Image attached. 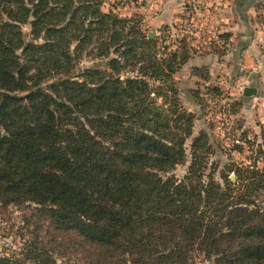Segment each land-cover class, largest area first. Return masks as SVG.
Listing matches in <instances>:
<instances>
[{
    "label": "trees",
    "instance_id": "1",
    "mask_svg": "<svg viewBox=\"0 0 264 264\" xmlns=\"http://www.w3.org/2000/svg\"><path fill=\"white\" fill-rule=\"evenodd\" d=\"M178 50L101 0H0V203L38 234L0 264H264V144L216 179L202 132L173 175L195 119Z\"/></svg>",
    "mask_w": 264,
    "mask_h": 264
},
{
    "label": "rangeland",
    "instance_id": "2",
    "mask_svg": "<svg viewBox=\"0 0 264 264\" xmlns=\"http://www.w3.org/2000/svg\"><path fill=\"white\" fill-rule=\"evenodd\" d=\"M101 10L138 21L160 52H180L186 44L189 59L174 81L179 106L195 119L186 162L173 175H185L192 140L202 132L209 136L207 162L217 166L216 179L226 165H249L251 151L264 144V0H101ZM99 65L85 56L78 69ZM246 87L257 94L245 97ZM229 178L235 182L234 174ZM33 215V205L0 203V254L38 235Z\"/></svg>",
    "mask_w": 264,
    "mask_h": 264
},
{
    "label": "water",
    "instance_id": "3",
    "mask_svg": "<svg viewBox=\"0 0 264 264\" xmlns=\"http://www.w3.org/2000/svg\"><path fill=\"white\" fill-rule=\"evenodd\" d=\"M256 93V89L255 88H250V87H246L243 91V95L245 97H249V96H253ZM233 179V177H231V180Z\"/></svg>",
    "mask_w": 264,
    "mask_h": 264
},
{
    "label": "crops",
    "instance_id": "4",
    "mask_svg": "<svg viewBox=\"0 0 264 264\" xmlns=\"http://www.w3.org/2000/svg\"><path fill=\"white\" fill-rule=\"evenodd\" d=\"M232 48H234V47H232ZM253 88V87H252ZM256 89V88H255ZM257 94V90H256V93H255V95ZM255 95H253V96H255Z\"/></svg>",
    "mask_w": 264,
    "mask_h": 264
}]
</instances>
